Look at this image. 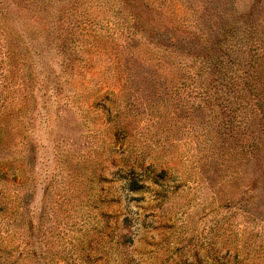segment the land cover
I'll list each match as a JSON object with an SVG mask.
<instances>
[{"label": "rangeland", "instance_id": "1", "mask_svg": "<svg viewBox=\"0 0 264 264\" xmlns=\"http://www.w3.org/2000/svg\"><path fill=\"white\" fill-rule=\"evenodd\" d=\"M147 3L175 25L172 41L182 35L189 47L158 50L98 17L94 28L117 47L80 37L79 51L92 50L93 58L83 79L56 78L59 58L49 45L33 53L29 44L41 46L42 34H17L15 41L8 34L22 54L28 50L36 79L17 63L11 68L0 32L1 122L16 128L0 147V162L24 152L18 163L31 176L23 187L15 182L23 194L11 200L17 211L1 222L0 235L16 236L0 244V264H264V107L256 103L263 97L241 92L245 80L258 88L264 80V0ZM244 14L252 27H244ZM24 16L19 27L35 23ZM234 19L227 49L238 62L226 72L239 83L228 101L241 107L237 119L217 106L227 91L224 74L208 64L203 79L184 76L202 67L198 49L218 54L210 36ZM6 23L14 27V20ZM250 34L247 46L242 38ZM31 80L29 102L19 105L15 91ZM55 80L60 87L49 91L45 85ZM21 118L30 128L26 140Z\"/></svg>", "mask_w": 264, "mask_h": 264}, {"label": "trees", "instance_id": "2", "mask_svg": "<svg viewBox=\"0 0 264 264\" xmlns=\"http://www.w3.org/2000/svg\"><path fill=\"white\" fill-rule=\"evenodd\" d=\"M138 1L139 0H0V22H2L3 24V21L7 22L10 19L14 20V27H10L6 23V28L3 24L4 28L2 31H0L1 34L6 36L5 43L8 42L5 60L11 66V68L14 67L16 63L19 67H25V69H27V71L30 73V78L32 79V77L34 76V78L36 79V72H34L35 67L33 68L32 73L30 72L31 67L29 66H31V62L29 60L30 58L27 56L28 50L27 52L22 54L19 48H16V46L10 41L8 34L11 36L14 34V36H12L14 38V41L19 40L17 34H42L37 38L38 40H42V37L44 36L41 46H37L33 43L29 44V47L33 49V53L39 54L40 51H38L37 47H40L44 50V47L48 48L49 45V47L51 48L50 50H55L57 58H59L58 65L60 68V72L55 73V77L57 78V74H59V76H63L64 78L68 79L79 76H81V79H83L87 76V72L83 71V69H86V65L88 62L93 61V58H91L92 50L88 52V56L84 55L79 51L80 49L76 46V44H80V42H90L93 45L99 47L101 43H104L108 46L114 45L115 47H117L113 41L104 38L94 28V22L96 19H98V17H102L103 19L112 22L122 32H128L127 34H130L134 37L140 36L141 40H143L144 43L149 46H153L158 50L169 51L173 47L186 50L189 47V44L183 42L185 41V38H183L182 35L180 36V40H177L175 42L172 41L170 34H177V31L175 29L176 27L175 25H173L172 27L170 23L164 24V21H162V14L164 13H162L161 7H157L158 9H152L151 7L155 5L154 3L150 5L147 3L145 5V0H143V4L141 5ZM9 3L12 5H9ZM10 6H13L14 9L16 7L17 12L19 13L16 14L14 12H10ZM93 9H98V11L103 10V14H96V17H93L90 14L92 13ZM9 12L12 17L8 14ZM23 14H25L26 16H24ZM21 15L24 16L27 20L30 19L35 23H33V25L31 26H28V28L27 25L19 27L21 26L19 25L20 22L23 24L20 18ZM242 18H244V22H242L243 24H245L244 27H252L254 25V21L252 20L250 14H244L243 17H240L241 21ZM232 21L234 22L229 23L225 21L223 23L221 21V26L218 28L217 35L213 40L210 36V39L212 41V50H216L218 54H210L208 52L204 54L201 49H198V51L193 54L196 56V59L201 61L202 67H200V69L198 70L192 68V70L184 72V76L187 80H195L199 77H202L203 79L204 75L206 74V68L208 67V64L212 65L211 67L215 69V71L219 70L218 73L220 75L224 74V77L228 80L226 82H223L224 84L222 83V85L227 91L225 90L226 92H224L225 95H223V98H216L218 102L217 106L220 108L228 107V117L233 115L237 119L236 112L241 107L237 105V101L233 100V104H235V106L230 108L229 106L231 102L228 103V101L231 99L230 96L233 93H236V87H238L239 83H237L238 80L237 78H234L233 74L226 72L227 70H229L230 72L232 70L234 72L235 65H237L238 62V58H233L232 54L228 52L229 49H227V43L234 37L233 35L235 34L232 33L236 32V26L239 23L236 19ZM8 27L10 29H8ZM39 27L43 29V33H39L36 31ZM47 34H51V37ZM54 34L58 35L55 36ZM76 34H80L81 36H76ZM181 34L184 35L185 33ZM80 37L81 41L78 42V39H80ZM236 37H238V35ZM246 38L247 41L242 38L243 44L246 43V45L248 46L250 42H253L254 34H250V36H247ZM251 48L252 50L250 49V53H255L254 47L252 46ZM175 51L176 50H172V53H174ZM253 53L251 56V61L255 62L253 59ZM179 54H182V56L186 55L183 53ZM224 55L228 57V62L225 61ZM189 56H191V53H188V57ZM204 60H206L205 63ZM20 63H22L23 65H21ZM178 63L180 62L177 61V64ZM250 65L252 66L251 62ZM245 73L239 78L245 77ZM106 79H109V77H107ZM105 81L106 80H104V78L102 77V82L105 83ZM36 82V80L33 81V83L35 84ZM33 83L31 80L30 84L25 83L15 91V95L18 94V96H16L20 97L19 105L22 103L27 105V103L29 102V91L30 88H32L31 84ZM56 84L57 82L55 80V83L51 82V84H46L45 87H50L49 91L55 89L57 90V88H59L60 86ZM256 88H258L257 84L247 79L244 81L241 92L245 94V92L247 91L248 94L251 95V97L253 95V99H256V96L263 97V99L256 101V103L260 107H264V80L262 84L259 85V91L257 90L256 92ZM233 97L235 98L236 96L233 95ZM1 109L2 108H0V147L8 142H6L5 139L8 136L12 137L16 129L15 127L13 129L9 128V126H7V124L5 123L4 125L2 124L1 120L4 119L6 113L3 109ZM21 119L23 121V125L19 123H17V125H19L22 131L25 133L24 140H26V137L30 135V128L26 127V120H24L23 118ZM17 121L19 122V120ZM231 122L233 121L230 120L228 122L229 125L226 126L231 127ZM255 147V151H257L258 148L257 146ZM2 149L3 148H0V150ZM23 153L24 152H21V154L18 153L16 157L13 154L14 156L6 157L4 158L5 160L0 162V225L3 220H11L12 217H15L17 207H15L14 209V206H12L11 204V200L16 197L19 198L20 195L23 194V190H17L16 184L20 187H23L31 180L29 179L31 178V176L25 173L21 164L18 163L24 160ZM16 163L19 164L23 172L18 171L19 167L16 166ZM92 174H90L89 176L93 178ZM20 206L21 204L19 205V207ZM28 225L30 228L34 226L31 223H28ZM7 234L8 235L5 236L0 235V244H3V242L5 241H8L11 244L14 243L16 235L13 233ZM31 239L32 238H30L28 243L31 242ZM45 240L46 237L43 239V241ZM39 241L40 240L37 239L33 244L38 243Z\"/></svg>", "mask_w": 264, "mask_h": 264}]
</instances>
